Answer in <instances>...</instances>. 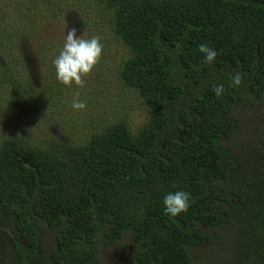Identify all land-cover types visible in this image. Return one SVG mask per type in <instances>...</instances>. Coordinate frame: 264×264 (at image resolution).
Returning <instances> with one entry per match:
<instances>
[{"label": "trees", "instance_id": "1", "mask_svg": "<svg viewBox=\"0 0 264 264\" xmlns=\"http://www.w3.org/2000/svg\"><path fill=\"white\" fill-rule=\"evenodd\" d=\"M68 11L80 19L77 33L98 35L103 49L97 24L106 20L108 36L128 51L120 84L148 106L137 127L128 116L97 125L80 110L57 111L70 93L52 64L64 38L47 39L46 28ZM3 17L12 23L0 21V68H23L35 102L16 107L19 132L0 140V264H103L106 249L120 264H200L198 248L219 243L232 225L222 254L204 263L264 264V129L262 138L241 137L237 118L240 107L264 106V0H35ZM202 43L217 51L213 64ZM235 71L242 84L230 87ZM102 76L97 112L115 97ZM34 117L40 140L29 128ZM254 160L256 173L246 170ZM244 180L253 183L238 189ZM177 189L191 193L190 207L172 217L163 197ZM249 194L238 207L235 197ZM248 206L256 227L240 220Z\"/></svg>", "mask_w": 264, "mask_h": 264}, {"label": "rangeland", "instance_id": "2", "mask_svg": "<svg viewBox=\"0 0 264 264\" xmlns=\"http://www.w3.org/2000/svg\"><path fill=\"white\" fill-rule=\"evenodd\" d=\"M31 1L35 0H0V21L2 22L4 18L3 15L8 18H14L17 13L20 12L23 7H25V5L29 4ZM63 4L72 5V0H63ZM2 10L5 12L4 14H2ZM71 10L76 11V8L72 7ZM90 13L92 14V16L95 13L97 15L99 14L96 7H91ZM4 19L5 25L10 27L12 22L8 21V19L6 18ZM79 22L80 19L78 15L72 11H68V16L66 18H61L59 22L50 24L46 28L47 39H50L52 41L56 38V35H60L61 38H64L67 31L72 28L80 30L77 27ZM97 29L104 40L102 57L92 73L83 78V83L81 85L73 84L71 87H67V90L70 93L67 95V98L63 100L62 103H64V105L59 106L57 111L62 112L67 118L68 116L72 117L71 113H75L76 111V109L72 108V102L74 99H77V96H75V93L77 92V94H80L79 100L83 101L86 104V108L80 109V112H85L86 114L84 113V115L92 119V121H90L91 124L94 123L100 125V122L104 117H109V122H111L118 119L119 117L128 116L131 120L132 125L134 127H137L140 123L146 120V109L148 108V106L144 101L139 99L134 94H127L126 91L123 90L118 77L120 66L128 57L129 53L115 39V37H112V35L110 37L108 36V23L106 22V20L99 21L97 24ZM83 33L85 38L91 37L89 33L83 31L77 33V35H82ZM30 50L31 47H25V53H27V57L31 60V64L34 66L33 74L37 73V77L39 79V71L41 72L42 77V70L39 66L41 63L39 62L37 55ZM15 53L18 54V48H15ZM9 67L11 68H0V140L5 139L11 133L10 131H14L15 133L19 132L18 125L13 128L17 120V118L15 117L16 107L29 108L35 102L31 95L30 89L28 94L23 88V68L15 67V65H9ZM102 74L107 77V87L113 89L115 97H111L108 95L106 99V105L102 108L103 110L97 112L95 111V108L97 109V107H95V99L96 92L98 91L96 88L98 87L94 88V86H97L99 83L103 82L104 77L102 76ZM42 83L43 82L41 80L39 86H41ZM35 84L37 85V83ZM20 92H23L24 96H21ZM84 94L86 98L82 100L81 98L84 97ZM42 104L45 107L44 110L49 109L47 104H45L44 102H42ZM250 104H253V102H251ZM53 116L54 114L51 111V117ZM237 118H239L240 124L242 123L241 130L239 132L241 133V137L243 134L246 136L245 138H253L254 135H256L255 138L261 137V134H259V129H264V106L262 107L259 103L254 102V105L249 106L245 109H242L240 107L237 113ZM41 122L42 120L38 117L31 118L29 121V128L31 130H34V137L39 140L42 138L38 136V128ZM47 127L50 129L54 127L53 120L49 121ZM76 137L79 139L81 136L76 135ZM238 140L240 139H237L236 142ZM257 164L258 162H256V160L250 162L246 170L251 171L249 169L255 167ZM245 179L252 180L251 178ZM252 183L253 181H241L238 189H245L249 186V184ZM256 189V186H254L252 188V193H254ZM249 199L250 194L248 195L246 200L240 197H235V203L239 207L243 202ZM248 210H250L249 206L243 211L240 220L244 222L243 224H245L247 227H253L255 226V223H250L251 217L253 219V212L249 213ZM231 223L233 224L232 221ZM232 229L233 225L230 229H221L219 231L222 237L219 243L204 245L202 248H198L196 254L199 256L198 261L200 264H205L204 260L206 259L208 254L212 253L210 258L211 262L213 255L222 254V250L219 249V244H222L226 241L227 237H229V235L231 234L230 230ZM115 251V249L102 250L100 253L101 262L103 264H120L119 260L114 258Z\"/></svg>", "mask_w": 264, "mask_h": 264}, {"label": "clouds", "instance_id": "3", "mask_svg": "<svg viewBox=\"0 0 264 264\" xmlns=\"http://www.w3.org/2000/svg\"><path fill=\"white\" fill-rule=\"evenodd\" d=\"M206 64H213L217 57V51L209 47L207 43L199 46ZM103 54V45L99 36L85 38L84 33L77 35V30L72 28L64 36L63 45L52 64L55 69L56 79L63 85L71 87L73 84L81 85L83 78L95 69ZM242 84V73L235 71L230 75V87H239ZM223 83L213 87L217 98L225 92ZM73 109H84L86 104L77 99L72 102ZM191 193L183 189L168 192L163 197L164 213L172 217H178L186 213L190 207Z\"/></svg>", "mask_w": 264, "mask_h": 264}]
</instances>
